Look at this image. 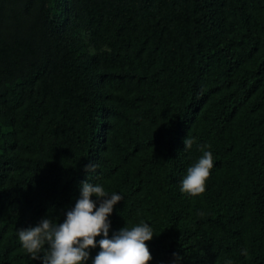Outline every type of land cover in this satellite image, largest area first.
<instances>
[{
    "label": "trees",
    "instance_id": "obj_1",
    "mask_svg": "<svg viewBox=\"0 0 264 264\" xmlns=\"http://www.w3.org/2000/svg\"><path fill=\"white\" fill-rule=\"evenodd\" d=\"M83 181L123 197L109 238L150 224L149 264H264V0H0V264H43L19 230Z\"/></svg>",
    "mask_w": 264,
    "mask_h": 264
},
{
    "label": "clouds",
    "instance_id": "obj_2",
    "mask_svg": "<svg viewBox=\"0 0 264 264\" xmlns=\"http://www.w3.org/2000/svg\"><path fill=\"white\" fill-rule=\"evenodd\" d=\"M193 142V139L186 138L185 149H190ZM96 168V165L86 166L89 172L96 171ZM212 168V152L203 151L198 161L187 169L181 181V191L190 196L202 195ZM93 195L100 200L98 208L91 198ZM121 199V194L108 193L100 184L83 181L80 197L66 212L62 223H53L49 217L42 218L36 226L20 229L18 239L22 248L34 260L41 259L43 264H85L89 258L87 249L96 247V237L102 233L104 238L99 240L101 250L92 264H149L152 255L146 241L154 235L149 223L141 222L131 228L124 226L109 238L108 217ZM45 246L47 251L41 256ZM242 254L247 256V249H243Z\"/></svg>",
    "mask_w": 264,
    "mask_h": 264
}]
</instances>
